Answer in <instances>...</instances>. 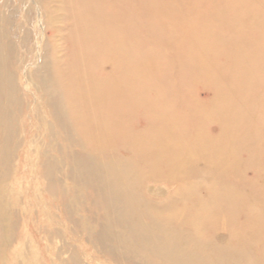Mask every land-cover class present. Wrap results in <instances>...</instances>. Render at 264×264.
Wrapping results in <instances>:
<instances>
[{
    "label": "bare ground",
    "instance_id": "bare-ground-1",
    "mask_svg": "<svg viewBox=\"0 0 264 264\" xmlns=\"http://www.w3.org/2000/svg\"><path fill=\"white\" fill-rule=\"evenodd\" d=\"M59 1L75 25L68 66L46 61L45 71L32 77L47 97L48 114L61 127L62 139L98 154V160L76 159L100 206L137 236L147 264H264V180H259L264 169L254 181L234 185L227 175L244 157L253 163L252 148L264 145V127L256 117L264 110L248 101L261 72L264 76V0H217L218 7L191 0L195 20L188 25L177 20L176 0H166L168 7L165 0H140L138 8L127 0ZM138 19L150 22L143 32ZM248 31L255 40L249 41ZM153 35L169 38L176 48L188 69L182 84L194 74L213 78L217 96L211 107L193 102L181 111L170 101L169 94L177 92L169 72L159 70L163 54L147 44ZM230 41L228 63L214 62L215 42ZM16 91L15 80L6 78L0 90L2 124L17 123L4 107L6 99L10 108L18 102ZM136 113L149 119L147 127L131 125ZM3 136L10 141L9 132ZM120 148L129 152L127 178L102 164L120 156ZM147 182L155 184L145 191ZM54 187L49 184L48 190ZM162 196L157 206L149 204V197ZM140 208L153 224L152 237L138 217ZM104 228L101 238L109 234Z\"/></svg>",
    "mask_w": 264,
    "mask_h": 264
},
{
    "label": "rangeland",
    "instance_id": "rangeland-1",
    "mask_svg": "<svg viewBox=\"0 0 264 264\" xmlns=\"http://www.w3.org/2000/svg\"><path fill=\"white\" fill-rule=\"evenodd\" d=\"M127 1L134 8L141 3L140 0ZM176 2L180 7L177 20L182 25L194 23L191 0ZM208 3L219 5L217 0H208ZM226 3L230 5L229 1ZM168 5L169 2L163 1V6ZM66 11L59 0H0V90L6 78L14 79L17 87L14 97L18 101L11 108L8 99L4 101L5 114L15 113L17 123L10 121L3 125L0 122V264H147L137 236L130 234L126 224L115 223L119 222L115 214L100 206L98 192L82 179L76 158L82 155L87 160H98V154L62 139L61 127L48 114L47 97L35 86L32 77L36 70L45 71L46 61L52 60L58 67L67 68L75 25ZM51 18L54 19L50 21ZM204 18L212 19L208 14H204ZM137 23L142 32L150 25L145 19H138ZM218 33L221 35L219 29ZM246 37L249 41L255 40L252 31H248ZM147 39L148 46L166 59L159 70L169 72L173 91L177 92L175 96L169 94L170 101L181 111L193 106V102L211 107L217 96L213 78L208 74H194L187 84H182V75L188 69L181 63L171 40L156 35ZM231 41L229 44L215 42L214 62L228 63ZM7 56L9 62L5 61ZM142 61L146 64L145 59ZM147 65L154 66L150 59ZM261 77L248 101L264 110V101L258 100V96L264 98L262 72ZM134 116L130 122L138 130L150 122L141 113ZM256 117L264 127L263 114ZM2 132H9V142L3 140ZM263 149V144H257L252 148L253 163L244 157L229 169L227 175L232 185L239 180L256 179L259 169H264ZM119 150L120 156L105 158L102 164L104 169L127 178L124 170L130 162L129 152ZM141 163L145 168V162ZM46 167L50 175L45 172ZM259 180L262 183L264 175ZM52 183L54 190H48ZM147 184L145 191L155 183ZM245 191L251 189L245 188ZM163 199L164 196L148 200L152 201L149 204L157 206ZM136 211L149 232L153 224L145 218V208ZM104 227H109V234L101 238Z\"/></svg>",
    "mask_w": 264,
    "mask_h": 264
}]
</instances>
